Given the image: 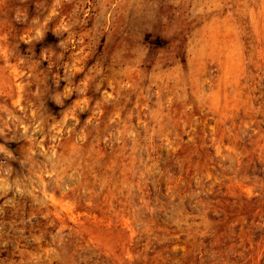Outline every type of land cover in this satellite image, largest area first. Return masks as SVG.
Segmentation results:
<instances>
[{
	"label": "rangeland",
	"instance_id": "1",
	"mask_svg": "<svg viewBox=\"0 0 264 264\" xmlns=\"http://www.w3.org/2000/svg\"><path fill=\"white\" fill-rule=\"evenodd\" d=\"M0 264H264V0H0Z\"/></svg>",
	"mask_w": 264,
	"mask_h": 264
}]
</instances>
